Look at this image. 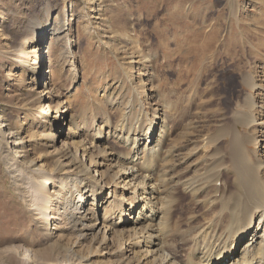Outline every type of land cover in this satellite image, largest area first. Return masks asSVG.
Masks as SVG:
<instances>
[{
    "label": "rangeland",
    "instance_id": "1",
    "mask_svg": "<svg viewBox=\"0 0 264 264\" xmlns=\"http://www.w3.org/2000/svg\"><path fill=\"white\" fill-rule=\"evenodd\" d=\"M263 1L0 0V114L11 122L14 133L17 130L22 138L30 140L24 144V150L13 149L20 146L19 140L15 143L12 139L9 140V146L13 151L18 150L19 159L25 157L32 167L42 165L51 168L55 163L53 157L48 156L47 147L51 137H38L41 132L39 126L42 122L43 105L34 103L44 88L38 84L35 86L38 80L33 76V70H30L39 59L28 54L29 48L36 44L32 38L24 40L23 37L29 22L40 24L43 29L56 25L54 23H59L62 19L65 24L70 23L71 28V34L60 45V53L63 55L59 57L60 53L53 46L50 61L48 54H44L40 70L45 77L53 78V87L57 89L55 94L61 96L57 102L64 101L69 95L72 99L78 93L83 94L82 100L85 102L71 103L70 116L72 123L83 127L85 137L94 138L91 135H95V128L101 127L102 122L116 124L121 117L123 103L130 109L132 124L141 119V124L146 126L156 107L154 104L159 101L168 109L177 110L180 115L182 113L178 127L184 131L182 143L186 148L180 142L174 154L180 153V156L195 148L196 154H191V157L189 155L190 158L186 161L191 164L192 161L201 159L199 162L195 161L197 166L207 161L199 167L197 174L209 179L215 176V170L209 164V156L217 152L220 163L216 171L221 168L219 174L222 181L224 178L229 180L230 175L226 172L230 166L227 142L228 136L235 131V116H245L248 113L257 118L258 113H261V117H264ZM156 31L164 35L165 48L162 50L157 47L159 40L155 35ZM45 51L46 48H43L41 54ZM54 70H57L55 75ZM109 92L111 101L108 99ZM115 96L117 101L114 100ZM252 100L260 105V112L257 109L251 112L246 107ZM27 103L30 104L28 109L19 108ZM130 103L134 107L130 108ZM65 106L67 107L66 103ZM125 107L123 104L122 109ZM101 131L108 132L104 126ZM257 135L261 134L257 132ZM217 137L223 140L219 138L220 141H214ZM63 139L70 140L66 137ZM258 140L263 146L264 139L259 137ZM107 144V151L116 155L127 151V148L112 139ZM216 148L219 150H215ZM178 157H175V163H171V169L175 168L170 174L178 176L180 173V177L184 166L178 161ZM1 165L0 163V250L13 244V241L10 242L12 237L16 246L22 245L24 249L30 246L27 253L35 250L48 253L51 244L41 240L38 235L34 236L37 233L28 218L29 214L23 209L12 181ZM160 165L156 164L157 175L163 168ZM223 167H226L225 171ZM91 174L93 176L95 173ZM184 176L191 177V174ZM221 184L217 185L219 191L223 189ZM215 188L214 185L211 187L212 190ZM176 192L175 196H171L172 201L170 200L172 217L169 224H173L170 227L173 233L169 236L171 238H168V243L176 250L175 262L185 264L192 247L191 242L185 241V238L193 236L208 219H212V211L190 202L189 195L181 190ZM114 221L110 222L111 225ZM20 223L22 226L19 230H11ZM36 236L39 240H35ZM19 258L11 257L3 264H24ZM94 260L97 261L98 258Z\"/></svg>",
    "mask_w": 264,
    "mask_h": 264
},
{
    "label": "bare ground",
    "instance_id": "2",
    "mask_svg": "<svg viewBox=\"0 0 264 264\" xmlns=\"http://www.w3.org/2000/svg\"><path fill=\"white\" fill-rule=\"evenodd\" d=\"M58 22L43 29L40 24L29 22L23 37L24 40L32 38L36 44L29 48L28 54L39 59L30 70L38 80L35 86L38 84L44 88L34 103L43 105L38 137H51L47 148L48 156L55 161L54 165L51 168L42 165L32 167L25 157L19 159L20 152L11 149L9 140L12 139L14 143L19 140L20 146L13 149L21 150L30 140L22 138L17 130L14 133L11 122L0 114V163L12 181L23 209L29 214L28 218L37 233L34 236L38 235L51 245L48 253L40 250L27 253L30 246L26 249L22 245L18 247L11 237V241H7H13V244L9 242L10 247L0 250V264L15 256L20 257L24 264H182L175 262L176 250L168 243L173 233L170 231L173 224H169L172 217L170 200L178 189L189 195L190 202L212 211H208L212 219H208L193 236L185 238L192 244L185 264H264V145H260L261 141L258 140L259 137L264 139V117H261V113L257 118L248 113L235 116V131L228 136L227 142L230 166L227 169L223 167L230 179L224 178L223 181L219 174L222 169L216 171L220 163L217 152L211 154V151L209 154L208 163L213 166L216 176L209 179L197 174L199 167L207 161L198 166L195 165L197 160L191 164L186 161L189 155L191 157L196 152L195 148L180 156V153L174 154L185 136L183 129L178 127L182 113L180 115L177 110L168 109L159 101L154 104L156 107L146 126L141 124V119L132 124L130 109L123 103L126 107L122 109V104L119 108L122 112L121 117L119 113V121L113 125L108 121L102 122L108 132L101 131L102 126H98L95 131L92 130L95 135L92 134L91 138H94L88 139L82 132L83 127L72 123L70 116L71 103L84 101L83 94L78 93L72 99L70 95H65L64 101L57 102L61 96L55 94L57 89L53 87V78L45 77L40 70L44 54H48L50 61L51 48L56 46L60 53L62 41L71 34L70 23L65 24L62 19ZM155 35L159 40L157 47L164 49V35L157 31ZM43 48L46 51L41 54ZM110 97L109 92L108 99L111 101ZM28 106L29 103L19 108L28 109ZM246 107L251 112L261 110L253 100ZM257 127L259 129L256 130ZM257 132L261 135H257ZM219 138L214 141L222 139ZM111 139L127 148V151L120 155L108 152L107 141ZM176 156L184 166L180 177V173L178 176L170 174L175 168L171 169V163H175ZM156 164L163 166L159 175L155 173ZM92 172L95 173L93 176ZM188 173L191 177L184 176ZM218 183L223 186L221 191L217 188ZM213 185L216 186L214 190L211 189ZM21 226L22 223L11 230H19Z\"/></svg>",
    "mask_w": 264,
    "mask_h": 264
}]
</instances>
